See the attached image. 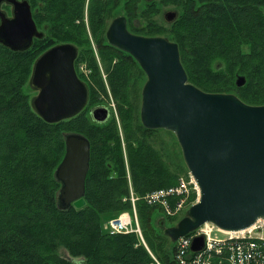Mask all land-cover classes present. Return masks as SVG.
Segmentation results:
<instances>
[{
    "label": "trees",
    "instance_id": "obj_1",
    "mask_svg": "<svg viewBox=\"0 0 264 264\" xmlns=\"http://www.w3.org/2000/svg\"><path fill=\"white\" fill-rule=\"evenodd\" d=\"M121 1L118 13L125 16L129 31L146 37L167 36L177 44L189 83L204 91L224 93L234 88L235 75H242L246 82L236 89L239 99L247 105H264V13L256 14L257 27L239 23V17H234L235 25L229 28L222 26L219 10L224 5L218 0H204L198 9L189 1L176 10L177 18L166 30L155 21L160 12L157 6L180 7V0H125L120 5ZM235 1L248 8L247 0ZM255 1L259 0H253L254 5L260 4ZM137 17L144 25L131 29L130 20ZM6 51L0 46V264H178L176 243L151 223L152 210L161 209L146 205L141 198L147 192L176 185L180 173L184 170L188 176V172L180 165V154L156 149L153 136L163 130H147L140 123L134 106L137 88L134 85L130 95L127 91L131 75L125 73L129 72L126 58L132 60L131 56L114 50L111 58L117 57L116 70L118 66L123 71L118 75L124 86L113 76L109 83L118 104L130 180L140 198L135 206L141 237L134 233L109 235L101 229L102 215L131 208L128 201H122L128 196V183L115 119L97 124L83 110L71 119L45 123L22 90L27 79L22 66L16 75L18 54ZM115 84H119V92ZM65 133L87 138L90 161L85 205L61 211L56 204L60 184L54 172L64 155ZM171 161L178 166L172 167ZM195 198L193 195L191 201Z\"/></svg>",
    "mask_w": 264,
    "mask_h": 264
},
{
    "label": "water",
    "instance_id": "obj_2",
    "mask_svg": "<svg viewBox=\"0 0 264 264\" xmlns=\"http://www.w3.org/2000/svg\"><path fill=\"white\" fill-rule=\"evenodd\" d=\"M176 18L173 10L162 15L167 25ZM33 37L41 34L25 3L11 19L0 14L1 46L12 52L24 51ZM105 37L110 46L130 55L145 74L139 110L142 127L175 136L198 189L195 203L174 226L163 228V235L176 243L204 224L238 233L264 221V105H247L234 94L206 93L188 83L177 44L164 37L131 33L123 15L110 22ZM74 56L71 46H57L43 53L34 65L30 81L38 93L31 106L45 123L71 119L86 106L88 89L73 71ZM245 82L244 76H237L235 85L241 88ZM89 116L94 123L104 124L109 111L95 107ZM63 140L64 155L54 179L60 184L57 208L66 211L85 205L90 144L78 133H65ZM202 247L203 239L197 237L190 250L197 252Z\"/></svg>",
    "mask_w": 264,
    "mask_h": 264
},
{
    "label": "flooded vegetation",
    "instance_id": "obj_3",
    "mask_svg": "<svg viewBox=\"0 0 264 264\" xmlns=\"http://www.w3.org/2000/svg\"><path fill=\"white\" fill-rule=\"evenodd\" d=\"M118 1L12 0L11 2L10 0H2L0 2V14H4L9 19L12 18L14 11L16 13L21 12L22 3H25L29 7L36 31L41 34V37H33L30 47L20 52H12L0 46L2 50H7L6 52L18 54L16 60L20 61L18 64H22L23 73L29 77L27 84L36 93H38V90L31 86L30 80L38 58L54 47L71 46L75 52L73 71L77 79L85 84L88 89V99L84 109L87 108L89 113L95 107L106 108L109 111V117L105 123H108L110 121V109L104 103L89 104V86L84 80V72L80 69V65L84 63L85 67L89 68L87 76H96L97 71L94 65L97 61L96 58H100L99 56H101L103 58L102 61L108 62V59L113 56L114 50H117L108 44L105 33L110 22L119 16L114 10L117 8ZM112 12L115 15L110 17ZM58 30L62 32V36H59ZM46 34H49L50 37L46 38ZM106 51L111 52V54L105 55Z\"/></svg>",
    "mask_w": 264,
    "mask_h": 264
},
{
    "label": "rangeland",
    "instance_id": "obj_4",
    "mask_svg": "<svg viewBox=\"0 0 264 264\" xmlns=\"http://www.w3.org/2000/svg\"><path fill=\"white\" fill-rule=\"evenodd\" d=\"M124 1L125 0H122L120 5H124ZM189 1L192 2L191 6H193L195 9L200 8V6L204 3V0H180V2H179L180 7H175L174 4H166L165 6H157L159 8L160 12L155 17V21H157L159 24H164L165 29L169 30L170 29L169 25H167L166 23L163 22V19H162L163 13L168 11V10H174V11L177 10L179 12V10L184 5H187L189 3ZM210 1L215 3L214 0H210ZM255 2H257V3L260 2V4L254 5L253 0L252 1L247 0L246 4H247L248 8L245 9L243 7V5L240 4V2H237L235 0H218V3H221L222 5H224V7L221 10H219L220 15L224 18V22H223L222 26L229 25V28L230 27L232 28L235 25V23H234L235 18L234 17H239L238 19H240V21L237 20L239 23L245 22V24L247 26L257 27V24L255 22V19H256L255 16H256V14L264 13V2H261L260 0L255 1ZM254 6H256L257 8L255 9ZM114 10H115V13L117 15L122 14V13H118V12H120L118 9V5H117V8ZM115 13L112 12L110 17L115 15ZM129 25H130L131 29H136V28L143 27L144 23H143L142 18L137 17V18L131 19ZM58 31H59V36H62V32L60 30H58ZM204 36H210V35L206 34ZM45 37L48 38V37H50V35L46 34ZM158 37H164L167 40H169L167 36L160 35ZM197 46H200V44H197ZM108 53H111V52L106 51L105 55H107ZM99 57L100 58H96L97 59L96 64L94 63V65L96 66V71H97L96 76H90V75L87 76L89 68L85 67L84 63L80 65V69L84 72V75H83L84 80L88 83V86H89V91H90L89 104L92 105V104L104 103L110 109V121L108 123H110L113 118L116 121L118 131H119L120 140H121V147H122V151H123L125 169H126V178H127V183H128V196L123 198L122 201L123 202L128 201L130 203V199L132 196L137 197L138 198L137 201L140 198L133 191L132 183L130 180V175H129V171H128V167H127V159H126L125 149H124L125 148V142L123 140L119 115L117 112L118 104L116 103V100L113 97V89L109 83V77L110 76L111 77L113 76L115 78V82L121 83V81H120L121 77L118 74L123 73V71H120V68H118V66H117V70H116V65H117V61H116L117 59L116 58L117 57L116 58H109L108 62L102 61L103 58L101 56H99ZM126 59H129L128 61L125 60L128 63L129 72L126 70L125 73L126 74L128 73V75H131L128 79V86L127 87L129 89L127 91L130 95L134 85L137 88V91L134 93V95H135L134 106L137 109V113L139 116V110H140V104H141V89H142V87L146 81V77H145V74L143 73L142 70L140 72L137 69L136 66L139 67V65L133 60V58H132L133 61L130 58H126ZM18 62L20 63V61H17V60H16V63L14 62V65H15L14 68L16 70V75H17V73L20 74L19 66H21V65L18 64ZM237 76H242V75H235V78L233 80L234 88L229 92H224L223 94H234L235 96H237L239 98L238 91L236 90L238 88L235 85V80H236ZM28 78L29 77L27 76L26 83L23 85L22 90L27 95H29V101L31 102L32 99L37 95V93L28 86V84H27V82L29 81ZM121 84L123 85V83H121ZM118 85L119 84H115V89L117 92H119L118 91L119 90ZM193 86H195V85H193ZM195 87L200 89L203 92H206V93H214V92H208L209 90L204 91L203 89H201L197 86H195ZM84 111L86 112L87 115H89L87 108L84 109ZM153 140L157 143L156 149L159 150L160 152H163L162 150H164V151H170L171 153L176 154V155L180 154L179 157L182 160L180 165H184V167H185V164H184L183 159H182L180 147L176 141L175 136L171 132L164 131V130L158 131L154 134ZM162 146L164 148H162ZM164 159L166 160L165 156H164ZM166 162H168V161L166 160ZM172 162L174 164H171ZM171 163L170 164L172 167L178 166L177 164L175 165L174 161H171ZM185 169H186V167H185ZM186 171H187V169H186ZM184 173L185 172L183 170L180 173L181 175L179 178H185L186 179L187 177H189V174H188V176H186V174H184ZM195 201H196V198H195ZM193 202L194 201H191V199H190L187 206H191L193 204ZM124 212H129V210L124 211ZM124 212H120V213H124ZM119 214L113 213L111 215H102L101 216L102 226L104 225V223H106L110 219L117 217ZM136 215H137V213H136ZM184 215H185V213H181L180 215L174 217L176 219H168L167 217H165V215L160 210L153 209L152 210L151 223H152V225H154L156 227V229H160V228L163 229L166 227H170L171 225H173V223L175 225L176 221L183 218ZM137 222H138L139 231L141 232V227H140L141 221H140L139 217H137ZM256 234L262 235L264 237V231L262 233L258 232ZM138 239L140 240L139 237H138ZM62 254H63V256L67 255V254L64 255V252Z\"/></svg>",
    "mask_w": 264,
    "mask_h": 264
},
{
    "label": "built area",
    "instance_id": "obj_5",
    "mask_svg": "<svg viewBox=\"0 0 264 264\" xmlns=\"http://www.w3.org/2000/svg\"><path fill=\"white\" fill-rule=\"evenodd\" d=\"M198 190L191 177L179 178L176 185L153 190L141 198L146 205L161 209L166 217H176L184 213L192 196ZM137 197L130 199L129 212L120 213L102 226L109 235L131 234L140 236L132 223L137 219ZM264 231V221H258L251 228L229 233L218 230L212 224H204L176 242L175 261L178 264H264V237L256 233ZM202 237L203 247L197 252L190 250L193 239Z\"/></svg>",
    "mask_w": 264,
    "mask_h": 264
},
{
    "label": "bare ground",
    "instance_id": "obj_6",
    "mask_svg": "<svg viewBox=\"0 0 264 264\" xmlns=\"http://www.w3.org/2000/svg\"><path fill=\"white\" fill-rule=\"evenodd\" d=\"M132 226H133V229H136V228L139 229L137 219L135 221H133ZM140 237H141V232H140Z\"/></svg>",
    "mask_w": 264,
    "mask_h": 264
}]
</instances>
